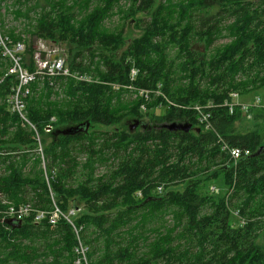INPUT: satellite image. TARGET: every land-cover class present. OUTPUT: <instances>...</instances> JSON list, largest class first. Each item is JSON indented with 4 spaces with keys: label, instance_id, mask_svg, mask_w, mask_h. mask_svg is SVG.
Masks as SVG:
<instances>
[{
    "label": "trees",
    "instance_id": "1",
    "mask_svg": "<svg viewBox=\"0 0 264 264\" xmlns=\"http://www.w3.org/2000/svg\"><path fill=\"white\" fill-rule=\"evenodd\" d=\"M44 1L31 37L64 44L72 71L103 83L161 86L184 106L213 102L218 135L251 155L237 170L224 166L222 142L203 133L193 113L170 108L157 115L160 100L146 112L143 100L114 105L118 95L107 85L65 78L56 79L64 98L54 101L50 82L30 86L25 111L33 131L9 109L16 81L0 75V194L17 205L78 210V234L66 220L50 230L31 218L9 225L0 215V264H264V222L257 219L264 217V110L251 111L249 121L240 109L231 114L221 106L235 92L243 98L264 91V0H126L130 7L114 32L103 22L122 0ZM23 2L31 0H14V11L10 3L1 7L0 28L13 42L22 33L7 30L6 19L29 18L31 11L17 6ZM129 21L142 31L138 38L126 37ZM223 39L229 41L218 47ZM32 54L29 48L24 55L29 70ZM130 59L138 68L133 82ZM130 119L144 127L95 130ZM172 123L192 129L171 131ZM218 180L222 188L212 193ZM232 211L248 223L241 226ZM80 243L87 263H77Z\"/></svg>",
    "mask_w": 264,
    "mask_h": 264
},
{
    "label": "built area",
    "instance_id": "2",
    "mask_svg": "<svg viewBox=\"0 0 264 264\" xmlns=\"http://www.w3.org/2000/svg\"><path fill=\"white\" fill-rule=\"evenodd\" d=\"M5 6V2L0 0V14L6 13V8L1 10V7ZM26 38L31 39V36L28 35ZM31 41L33 45V70H29L24 65V55L29 49V46L24 41H11L8 36L3 34L0 28V53L4 61L7 63L5 77H11L16 81V84L11 89V94L8 97L9 109L12 113L18 115L19 119L22 121V127H29L31 130L36 131V127L28 119L25 111L27 105L25 99L31 94L30 86L32 84L36 82L48 81L51 86L56 88L59 85L56 83V79L59 78L73 79L77 82L85 83H96L97 81H94L87 74L74 72L70 69L68 65V55H65L64 49L62 48L64 44L51 42L43 38L35 40L31 39ZM137 76L138 71L132 70L130 80L133 82ZM101 84H103V82ZM111 86H114L117 89H130L136 92L138 97L144 100V103L141 106V110L144 112L148 110V103H151L154 99H158L160 100L159 108H177L193 113L197 118L199 126L206 132H213L216 134L218 139L222 142V151L228 156L227 161L223 164L224 166L233 167L237 170L240 161L251 155L250 150H243L239 147H231L218 135L213 122L212 110L216 108L214 103H207L206 105H180L172 102L168 98L167 94L162 90L161 86H158L154 90L134 87L133 84L128 86ZM221 106L228 107L231 114H234L236 109H240L244 115H249L251 111L264 110V101L259 97L253 102L243 101L240 93L235 92L231 94V99L226 101ZM55 121V119L52 120V122ZM52 129L53 127L51 125L46 128V131L51 132ZM37 139L39 142L41 141L38 134ZM40 153L42 154L41 147ZM165 188L166 185L164 183H160L157 185L156 191L159 194H163ZM211 192L218 194L220 190L216 187H212ZM229 193H232V190H230ZM138 195L142 196V193L139 192ZM6 201V197L0 194V215L3 217V220L14 219L16 221L23 222L24 220L31 218L36 225H46L51 229L57 228L62 220H66L72 225L76 234H78V229L73 223L74 216L77 214L78 210L73 209L68 214H65L55 203L50 209H41L31 204L19 206L9 205L5 207L4 205L7 204ZM232 213L238 219L241 226H245L248 223V220L241 217L238 212L232 211ZM257 219L264 221V217H258ZM76 252L82 256L84 261L87 260L85 255L86 250L82 243L79 244ZM77 263H81V260L77 261Z\"/></svg>",
    "mask_w": 264,
    "mask_h": 264
},
{
    "label": "rangeland",
    "instance_id": "3",
    "mask_svg": "<svg viewBox=\"0 0 264 264\" xmlns=\"http://www.w3.org/2000/svg\"><path fill=\"white\" fill-rule=\"evenodd\" d=\"M122 1L123 2L121 4L120 8L117 7V8L114 9L113 16H111L110 18L106 19L103 22V27L108 32H114V31H116L117 28H118V30H120L119 27L122 25V20H121L122 11H127L128 8L130 7V4H129L128 1H126V0H122ZM157 1L160 2L162 0H157ZM178 1H174V2H178ZM180 1H182V0H180ZM9 3L11 5L12 11L16 10L15 9V4H14V0H8L5 5H8ZM45 3L46 2L44 0H31V2H23V5L22 6H19V5H17V6L20 8V10L23 13H26L28 10H30L31 12L29 13V18H26V17L25 18H21V19H19V21L14 20L13 17L6 19V22H7L6 23L7 30H9V29H15L18 33H22L21 36L16 35L17 36V39L16 40L17 41H24L29 46V48H31V50L33 49L32 41H31V39H33V38L32 37H31V39L30 38H26V36H28V35L31 36L30 31L32 33H35V31H36V28L35 27L37 25L36 20L39 18L40 14L42 13V7L45 5ZM70 5H72V1L71 0H70V3H69V6ZM12 11L11 10H7V14L12 13ZM13 13H16V12H13ZM142 17L143 18H146L147 16H143L142 15ZM1 30H2V32L4 34V30L3 29H1ZM141 34H142V31L139 30V29H137V27H135L134 23H132L131 21H129L128 24H127V28H126V37L128 39H134V38H138L139 36H141ZM228 41H229L228 39L219 40L217 42V46L218 47L223 46V44L227 43ZM197 46H199V45H197ZM62 48L64 49L65 55L67 56L68 55V50L65 47V45H63ZM65 48H66V50H65ZM0 55H1V53H0ZM131 62L133 63L132 70H137L138 71V68H136V66L134 64V61L131 60ZM6 69H7V63L4 61V59L2 58V56H0V75L3 76V77H1L2 79L6 75ZM132 70H131V72H132ZM85 74H87V73H85ZM87 75L90 76L94 81H97V83H102V81H99L98 79H94L91 75H89V74H87ZM103 84L104 85H107L108 87H110L111 89H113V90L116 91V93L118 95V99L113 102L114 105H118V103H122V104H128L129 107H133L137 103H139L140 100H143L142 98H139L138 95H137V93L134 92L133 90L125 89V88L117 89L116 87L111 86V85H116L115 83H111V82H104ZM133 86L136 87L135 85H133ZM54 90L56 92V95L53 96V98L51 99L52 101H54L55 99H62V98H64L62 83H60ZM150 90H154V89H150ZM258 97L259 98H262L263 101H264V91H261L259 93L249 94V95H247V96H245V97H243L241 99L243 101L253 102ZM168 98L172 102L177 103L174 100H172L169 96H168ZM3 102L5 103V100L0 99V105ZM152 102L155 104V103L158 102V99H154V100L151 101V103ZM143 103H144V100H143ZM211 103H213V102H211ZM142 104H141V106H142ZM197 104H199V103H197ZM169 109L170 108H167V107L158 108L156 110V114L157 115H163ZM243 117L247 118V120H249V121L252 120V117L250 115H244ZM53 119H54V117H53ZM53 119H51V124H54L56 122L55 121V122L52 123V120ZM249 121H247L246 127H253L254 126V123L253 122H249ZM135 124H136V122H134L133 119H130L128 121H125L123 124H119L117 126H112V127L96 126L95 127V130L97 129V130H100V131H109V132H111V131L116 130L117 128H120V129H128L127 127L129 125H133L134 128L137 129L138 125L137 124L135 125ZM53 128H54V125H53ZM46 132L48 133V131H46ZM203 133H207V132L203 129ZM1 155L2 154L0 152V156ZM84 161L85 160L83 158L81 160V162H84ZM112 161L110 162V165H102L103 168L100 170V172H98V176H101L103 174H106V173H108L111 170V168L113 167ZM184 187H185V185L183 184V185H179V187H177V188L182 190ZM212 187H219L220 188L221 187L220 180L214 181L211 184L210 189ZM138 197H142V196H138ZM6 199H7V201H6L7 204L4 205L5 207H7L9 205H13V206H19V205H25V204H31V205H33L32 203L25 202V201H23V202H21V203H19L17 205L15 203H13L7 197H6ZM233 215L234 214H232V216ZM232 219H236V217L233 216ZM232 222H236V221L232 220ZM50 230H52V229H50ZM259 235H260V238H259L258 241L260 242V244H263L264 245V228L262 229V231L260 232ZM77 260L78 261L79 260L84 261L81 255L78 256V259ZM84 262L87 263V260L84 261Z\"/></svg>",
    "mask_w": 264,
    "mask_h": 264
},
{
    "label": "water",
    "instance_id": "4",
    "mask_svg": "<svg viewBox=\"0 0 264 264\" xmlns=\"http://www.w3.org/2000/svg\"><path fill=\"white\" fill-rule=\"evenodd\" d=\"M166 128L171 130V131H185V132H189L192 129V125L191 124H185V123H172L170 125H166ZM200 131H201V129L197 130V132H200ZM7 223L9 225H13V226L22 225L21 221H16L14 219H8Z\"/></svg>",
    "mask_w": 264,
    "mask_h": 264
},
{
    "label": "flooded vegetation",
    "instance_id": "5",
    "mask_svg": "<svg viewBox=\"0 0 264 264\" xmlns=\"http://www.w3.org/2000/svg\"><path fill=\"white\" fill-rule=\"evenodd\" d=\"M139 127H144V124L142 122H138ZM201 129V128H200ZM202 131V130H201ZM203 132V131H202Z\"/></svg>",
    "mask_w": 264,
    "mask_h": 264
},
{
    "label": "crops",
    "instance_id": "6",
    "mask_svg": "<svg viewBox=\"0 0 264 264\" xmlns=\"http://www.w3.org/2000/svg\"><path fill=\"white\" fill-rule=\"evenodd\" d=\"M216 188H218V189L220 190V188H219V187H216Z\"/></svg>",
    "mask_w": 264,
    "mask_h": 264
},
{
    "label": "bare ground",
    "instance_id": "7",
    "mask_svg": "<svg viewBox=\"0 0 264 264\" xmlns=\"http://www.w3.org/2000/svg\"><path fill=\"white\" fill-rule=\"evenodd\" d=\"M59 80V79H58ZM85 83V82H84ZM36 84V83H35ZM27 106V105H26Z\"/></svg>",
    "mask_w": 264,
    "mask_h": 264
}]
</instances>
